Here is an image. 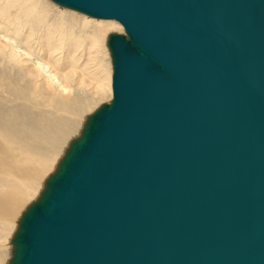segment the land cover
<instances>
[{"label":"water","instance_id":"1","mask_svg":"<svg viewBox=\"0 0 264 264\" xmlns=\"http://www.w3.org/2000/svg\"><path fill=\"white\" fill-rule=\"evenodd\" d=\"M52 1L124 32L7 264H264V0Z\"/></svg>","mask_w":264,"mask_h":264},{"label":"bare ground","instance_id":"2","mask_svg":"<svg viewBox=\"0 0 264 264\" xmlns=\"http://www.w3.org/2000/svg\"><path fill=\"white\" fill-rule=\"evenodd\" d=\"M114 25L49 0H0V264L66 139L112 91L105 32Z\"/></svg>","mask_w":264,"mask_h":264},{"label":"rangeland","instance_id":"3","mask_svg":"<svg viewBox=\"0 0 264 264\" xmlns=\"http://www.w3.org/2000/svg\"><path fill=\"white\" fill-rule=\"evenodd\" d=\"M51 3H53V4H55L57 7H59V8H62V7H60L59 5H57L56 3H54L52 0H49ZM63 9V8H62ZM67 10H70V11H73V12H76V13H78V14H81L82 16H86V17H89V18H91L90 16H88V15H85V14H83V13H80V12H78V11H75V10H72V9H68V8H66ZM92 19H94V20H99V19H97V18H93L92 17ZM100 20H102V21H105V20H109V21H112V22H115L116 24H118V26L116 25H114L112 28H110V29H108V30H106V32H105V36L107 37V39L105 38V40L106 41H108V36L110 35V33H114V32H117V33H122V32H124V28H123V26L118 22V21H116V20H112V19H100ZM95 24V23H94ZM120 26V28L118 29V27ZM107 34V35H106ZM104 36V37H105ZM110 94H111V96H110ZM109 97V98H108ZM104 101H103V100ZM112 99V91L110 92L109 91V93H107V95H105V97L104 96H101V97H98V98H96L95 100H94V102H93V104H92V106L86 111V113L80 118V120H79V122H78V126H77V128H76V130L74 131V132H72L69 136H68V138L66 139V141H65V143L63 144V146H62V148H61V150H60V152L58 153V155L57 156H59V157H56V161L54 162L55 163V165L53 164L52 166H54V168L53 167H51L48 171H47V173H46V175L44 176V179H43V183H44V181H45V179H47V177L51 174V173H53L55 170V168L57 167V164H58V162L60 161V159L62 158V156L64 155V153H65V150H66V148L68 147V145H69V143H70V141L73 139V138H75L77 135H79L80 134V131H81V129H82V127H83V124H84V122H85V120H86V118H87V116L89 115V114H91V113H93V111H95L101 104H103V103H106V102H109L110 100ZM95 103H97L96 104V106H95ZM95 107V108H94ZM84 120V121H83ZM56 166V167H55ZM51 170V171H50ZM43 188H44V184H42V186H40V188L38 189V194H37V192H35L31 197H30V199H28L27 201H26V203H32L33 201H35L38 197H39V195H40V193H41V191L43 190ZM41 190V191H40ZM35 194H37V195H35ZM25 203V205L23 206L24 207V209L22 208V210L20 211V214H21V212H23L24 210H26V208L31 204H26ZM20 214H19V216H20ZM16 225L18 226V220H17V222H16ZM15 225V223H14V225H13V228H12V231H11V233H12V235H10L9 236V239H8V242H7V249H8V251L9 252H7V260H5V263L4 264H7L8 263V260H9V258L11 257V254H12V242H11V239H12V236H13V234H14V232H15V230L17 229V226ZM10 233V234H11ZM9 249H11V250H9Z\"/></svg>","mask_w":264,"mask_h":264}]
</instances>
